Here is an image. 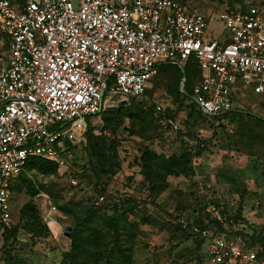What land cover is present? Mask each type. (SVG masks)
Returning <instances> with one entry per match:
<instances>
[{
	"label": "rangeland",
	"instance_id": "rangeland-1",
	"mask_svg": "<svg viewBox=\"0 0 264 264\" xmlns=\"http://www.w3.org/2000/svg\"><path fill=\"white\" fill-rule=\"evenodd\" d=\"M178 1L208 18L214 40L226 33L220 13L249 1L264 12V0ZM5 41L0 32V52ZM179 83L159 69L145 108L105 95L102 112L64 146L83 191L57 165L35 163L7 182L13 220L0 223V264H210L193 227L264 249V100L249 95L239 113L214 119Z\"/></svg>",
	"mask_w": 264,
	"mask_h": 264
},
{
	"label": "built area",
	"instance_id": "built-area-1",
	"mask_svg": "<svg viewBox=\"0 0 264 264\" xmlns=\"http://www.w3.org/2000/svg\"><path fill=\"white\" fill-rule=\"evenodd\" d=\"M219 20L226 33L214 40L207 18L175 0H0L8 43L0 52V223L13 220L6 184L30 159L56 164L78 187L65 144L102 112L106 94L148 102L162 64L195 58L202 80L192 100L208 117L232 113L249 95L264 100V12L248 5ZM192 233L207 241L210 264H264L262 249Z\"/></svg>",
	"mask_w": 264,
	"mask_h": 264
},
{
	"label": "trees",
	"instance_id": "trees-1",
	"mask_svg": "<svg viewBox=\"0 0 264 264\" xmlns=\"http://www.w3.org/2000/svg\"><path fill=\"white\" fill-rule=\"evenodd\" d=\"M177 2H179L178 0H175ZM180 3V2H179ZM181 4V3H180ZM182 5V4H181ZM247 5L246 3L243 5V6H239L237 7L236 9H233V10H228V11H225V12H235V11H238V10H243V11H246L247 10ZM208 19V18H207ZM6 40V39H5ZM5 49L8 47V43L7 41H5V44L3 46ZM163 68H171L173 69L179 76L180 78V83H179V86H180V91H181V85H182V82H183V79H186V82H185V85H184V91L183 93L185 94L184 96L186 97H189L192 101V103L195 105V107L197 108V110L205 117H208L206 115H204L197 107V105L195 104V102L192 100V97H193V94H194V89L195 87L201 82L202 80V73L199 69V66L197 64V61L195 60V58H190L188 59V61L184 64H180V63H166V64H162L160 66L159 69H163ZM147 95L149 96V94L147 93ZM127 102H130V103H139V104H142V106L144 107V105H150L149 102H146V101H139V99H134V98H130L128 99ZM151 107V106H149ZM145 108V107H144ZM152 108L156 111V105H153ZM158 112V111H157ZM240 111L237 109L235 111H233L232 113L230 114H227L225 116H222L220 118H223V117H231L233 114L235 113H239ZM158 115L159 117L162 119V120H166V119H169V117H167V115H164V113L162 112H158ZM214 119H217L218 117H213ZM40 164L42 165L43 167L46 166V165H49L51 168L52 167H57L55 164L53 163H50V162H47L45 160H42V159H30L29 163H28V166L26 168V170L33 164ZM24 175V173H22L20 175V177H22ZM74 177L77 178L75 176V174L73 173ZM19 177V178H20ZM18 178V180H19ZM71 189H77V187H70ZM78 188L80 189V191H83V189L81 188V185L79 183L78 185ZM104 196V195H102ZM96 209V208H95ZM98 210V209H96ZM229 241H233V240H229ZM233 242H236V241H233ZM236 243H239V242H236ZM241 246L246 249V250H257V249H260L259 247H256V246H252V245H246L244 243H240ZM263 250V255H264V249L261 248ZM72 259H77V255H72L70 256Z\"/></svg>",
	"mask_w": 264,
	"mask_h": 264
},
{
	"label": "crops",
	"instance_id": "crops-1",
	"mask_svg": "<svg viewBox=\"0 0 264 264\" xmlns=\"http://www.w3.org/2000/svg\"><path fill=\"white\" fill-rule=\"evenodd\" d=\"M246 5L248 6V5H255L254 4V1H249V2H246ZM184 90V89H183ZM48 162V161H47ZM50 163H52V162H50ZM54 164V163H53ZM56 165V164H55ZM59 170H60V175L63 173V170L62 169H60L59 168ZM26 171V170H25ZM20 177V176H19Z\"/></svg>",
	"mask_w": 264,
	"mask_h": 264
},
{
	"label": "water",
	"instance_id": "water-1",
	"mask_svg": "<svg viewBox=\"0 0 264 264\" xmlns=\"http://www.w3.org/2000/svg\"><path fill=\"white\" fill-rule=\"evenodd\" d=\"M185 82H186V79H183V82H182V85H181V89H182V90L184 89ZM67 231H68V232L72 231V228L69 227V228L67 229Z\"/></svg>",
	"mask_w": 264,
	"mask_h": 264
}]
</instances>
